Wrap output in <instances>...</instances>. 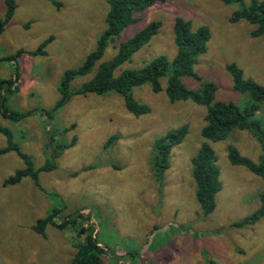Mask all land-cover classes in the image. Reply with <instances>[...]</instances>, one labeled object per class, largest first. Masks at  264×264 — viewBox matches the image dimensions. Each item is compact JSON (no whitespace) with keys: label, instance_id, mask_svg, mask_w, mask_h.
<instances>
[{"label":"rangeland","instance_id":"rangeland-1","mask_svg":"<svg viewBox=\"0 0 264 264\" xmlns=\"http://www.w3.org/2000/svg\"><path fill=\"white\" fill-rule=\"evenodd\" d=\"M59 1L61 8L49 0H16L15 16L0 35V79L18 75V89L8 94L4 107L28 114L19 122L0 114V129L11 133L13 144L38 172L37 179L5 185L27 165L16 151L0 154V264H75L82 237L73 223L91 228L103 253L99 264H264V218L236 226L261 206L264 180L232 166L227 151L234 146L258 163L259 141L247 131H234L223 141L210 142L223 189L215 211L205 217L196 199L191 159L205 141L206 107L191 100L171 103L166 78L161 93L148 84L133 89V99L149 108L140 116L117 92L73 96L55 109L65 72L85 65L107 29L109 11L107 0ZM238 8L221 0L156 3L109 45L89 75L71 82L70 91L88 83L100 65L114 58L120 42L153 21L161 23L158 34L117 75L140 70L160 56L173 60L174 22L181 17L194 30L210 29L207 51L197 57L195 72L202 82L217 85L218 100L243 107L247 98L234 90L227 66L235 64L246 79L263 85L264 37H254L256 27L247 21L231 22ZM4 11L0 0V17ZM48 40L44 55L24 53L1 62L19 51H37ZM182 81L192 90L201 85L192 78ZM49 111H54L51 126ZM256 118L264 125V104ZM183 126L187 134L172 148L169 168L158 178L153 167L156 142ZM52 134L58 140L53 150L64 145L57 157L47 142ZM8 145L0 131V150ZM47 164L52 169L41 171ZM52 215L53 223L37 231V222ZM66 221L71 223L63 229L57 226Z\"/></svg>","mask_w":264,"mask_h":264},{"label":"trees","instance_id":"trees-1","mask_svg":"<svg viewBox=\"0 0 264 264\" xmlns=\"http://www.w3.org/2000/svg\"><path fill=\"white\" fill-rule=\"evenodd\" d=\"M5 11L0 17V35L4 33L7 25L15 16L16 0H3ZM56 8H61L59 0H49ZM227 5L236 4L239 6L231 15V22L238 23L247 21L256 27L253 32L254 37H264V2L250 0L246 4L243 0H221ZM109 11L106 16L107 29L97 42V47L89 56L87 62L80 69H73L65 72L58 89L60 100L55 109L62 107L73 96L79 95H104L108 92H117L125 97L126 105L136 116L148 112V107L138 104L132 97L134 88L150 85L154 93H161L163 90L162 80L167 79L166 94L171 103L191 100L206 107V124L203 128L204 143L199 152L191 159L193 166V177L196 185V199L205 217L210 216L216 209V196L223 189L220 180V170L217 165V158L210 142L223 141L234 131H247L256 138L261 145V156L259 162H254L243 156L234 146H228V160L232 166H241L249 170L252 174L264 180V125L257 119V114L264 104V84L260 85L251 79L244 77L243 71L235 64L227 66V71L232 76L234 90L246 96L247 100L243 107L234 102H225L217 99L218 87L212 82H202L194 68L196 59L206 53L207 45L211 39L210 29L200 27L194 30L189 21L177 17L174 22V35L177 54L173 60L166 56L154 59L150 64L140 70H124L117 75V71L126 63L131 62L133 56L144 46L148 45L154 36L158 34L161 23L153 21L144 30L136 34L128 41L120 42L117 47V54L108 62L99 66L97 74L82 87L72 93L70 91L71 82L81 76H87L93 70L96 63L105 56L107 48L113 42L121 38L123 31L137 22L136 16L144 13L156 3L165 0H107ZM50 40L41 44L37 51H19L16 55L6 56L1 62H9L21 57L24 53L32 56L44 55V49ZM192 78L201 85L198 89H189L182 81V78ZM18 75L10 79H0V114L9 119L18 121L28 114H19L6 110L8 94L17 91ZM50 126L53 122L54 111L47 112ZM19 122V121H18ZM52 130V129H51ZM187 126L171 131L164 138L156 142L155 160L153 163L155 175L162 178L169 168V155L173 147L180 144L187 134ZM8 138V147L0 150V154L9 151H16L25 160L27 168L18 171L15 176L6 180L5 185H14L23 178L32 177L37 179L38 172L34 171L32 162L23 154L17 146L13 144L12 135L7 130L0 129ZM57 135L52 134L48 139V146L58 142ZM63 144V143H62ZM60 147V148H59ZM64 145H58L57 150L52 149L54 157L60 155V150ZM51 165H45L41 171L51 170ZM261 206L251 215L236 223V226H245L257 223L264 218V190L260 194ZM54 216L37 222L36 230L43 232L48 224L53 223ZM71 221L57 225L63 229ZM74 229L78 230L82 237L80 248L75 256V264H99L98 257L101 254V247L95 241L92 230L89 227L81 228L73 223Z\"/></svg>","mask_w":264,"mask_h":264},{"label":"crops","instance_id":"crops-1","mask_svg":"<svg viewBox=\"0 0 264 264\" xmlns=\"http://www.w3.org/2000/svg\"><path fill=\"white\" fill-rule=\"evenodd\" d=\"M221 191H222V190H221ZM219 193H220V192H219ZM219 193H218V194H219ZM218 194H217V195H218ZM216 197H217V196H216ZM260 202H261V201H260ZM216 205H217V204H216ZM260 205H261V204H260ZM253 213H254V212H252V214H253ZM212 214H213V213H212ZM252 214H251V215H252ZM244 219H245V218H244ZM242 220H243V219H242ZM242 220H241V221H242ZM239 222H240V221H239ZM237 223H238V222H237Z\"/></svg>","mask_w":264,"mask_h":264}]
</instances>
